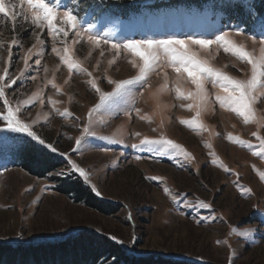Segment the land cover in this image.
Segmentation results:
<instances>
[{"label": "rangeland", "instance_id": "rangeland-1", "mask_svg": "<svg viewBox=\"0 0 264 264\" xmlns=\"http://www.w3.org/2000/svg\"><path fill=\"white\" fill-rule=\"evenodd\" d=\"M103 1L61 0L60 12L72 9L78 13L83 29L91 25L93 34L103 37L107 33L110 43L122 44L128 39H163L170 35L211 38L220 28L246 29L221 9L227 1L248 5L252 0H206L197 6L180 1L157 8L150 6L152 0H143L131 1L125 9ZM14 2L19 3V0ZM26 9L24 4L14 11L21 13ZM260 20L256 19L251 28L246 29L256 26L258 38ZM34 33L40 35L42 44L37 43ZM252 34L249 31V35ZM14 38L21 46H13V55L9 57L8 45ZM61 39L63 37L54 42L46 29H36L30 19L25 21L18 16L13 22L0 14V40L4 41V47L0 48L3 58L0 59V75L7 68L15 78L24 70L15 85L5 88V98L13 108L33 92L44 98L43 104L35 102L22 109L20 118L31 124L32 130L45 141L41 145L26 133L11 132L0 121V241L27 245L92 233L117 242L136 256H163L200 264H264V181L258 175L264 171V157L252 154L259 144L252 134L259 131L264 136V127L245 125L235 113L221 108L215 102L218 89L211 84L207 85L211 102L200 117L207 130L197 131L181 124V119H192L195 110L180 107L181 103L189 101L176 98L175 74L167 67L165 71L172 91L158 95L163 76L152 75L151 87L133 86L128 97L93 113L89 122L88 112L99 97L88 83L90 77L84 73L70 74L52 52L54 44L57 48L63 46ZM74 39L70 32L67 43L73 48L74 56L92 72L104 91L112 88L107 77L127 79L136 75V70L128 63L132 59L130 53L121 52L109 66L108 61L114 56L110 45L102 43L100 48L92 49L89 56L91 46L86 37L73 44ZM236 39L244 41L249 50L255 48L258 54V44L253 45L243 36ZM33 44L36 48L25 69L22 57ZM201 55L238 79H247L250 75L249 65L222 49L217 51L213 47L210 54ZM37 58L41 59V65L34 63ZM44 67L48 68L47 73ZM53 79L62 94L51 87L49 81ZM6 82L7 77L0 83ZM181 87L187 90L192 86L181 82ZM49 97L59 101L55 109L62 112L67 108L71 116L64 117L55 111L48 102ZM134 107L140 109L139 115L132 111ZM126 111L131 112V116L124 115ZM257 112L264 117V103L257 105ZM0 113H6V108L0 107ZM34 120L37 122L33 124ZM85 126L91 135L84 133ZM137 132L141 133L140 137L135 135ZM161 133L180 144L192 158L159 157L131 147L143 136L156 138ZM229 133L249 141L254 147L249 149L229 141ZM81 137L77 145L76 139ZM103 137L120 142L112 143ZM30 142L52 152L60 160V167L43 177L22 169L17 152L24 143ZM47 144L57 151H51ZM214 158L230 171L225 172L219 163L214 164ZM73 163L88 173L87 180L73 170ZM75 175L99 200L110 204L114 212H103L76 202L57 189L61 180ZM153 176L160 179H150ZM165 187L170 189V194L164 192ZM199 201L211 207L193 206Z\"/></svg>", "mask_w": 264, "mask_h": 264}, {"label": "snow or ice", "instance_id": "snow-or-ice-1", "mask_svg": "<svg viewBox=\"0 0 264 264\" xmlns=\"http://www.w3.org/2000/svg\"><path fill=\"white\" fill-rule=\"evenodd\" d=\"M27 5V9L24 12L17 13L14 11L18 7ZM61 0H19V3L14 0H0V14L3 17L11 19L13 22L17 20L18 16H22L25 21L30 19V22L36 29L41 31L47 30L51 34L53 41L63 37L60 43L63 45L61 48H57L55 44L52 47V52L59 58L61 64L65 65L69 70V73H84L90 77L88 83L90 87L98 95L99 100L88 112L89 122H91L93 113L99 112L102 109H107L110 105L117 104L118 101L128 97L132 91L133 86H139L141 88L147 86L151 87L149 80L152 75H162L163 83L157 89V94H163L166 91H172L169 87V75L165 71V68H171L175 74L174 91L176 98L181 101H189V103H181V108H187L189 110H195V116L192 119H181L180 123L188 126L190 129L197 131H206L205 125L202 123L200 117L203 112L207 111L210 101V93L207 85L211 86L218 91L215 94V102L219 106L227 111L235 113L240 117L245 125L255 124L257 128L264 127V117L258 116L257 105L264 103V19H261L258 27L253 26L251 30L243 28H231L224 30V28L217 29L216 34H213L211 38L196 37L192 35L185 36L183 38L177 36H167L163 39H128L122 44L110 43L107 33L101 37L98 34L91 32L92 26L89 25L87 29H83L80 24L78 13H74L72 9H67L60 12ZM249 31L253 34L249 35ZM73 33L75 39L73 44L84 41L91 46L89 56H91V50L101 47V44L110 45V48L114 50V56L108 61V65L111 66L116 62V58L120 56L121 52L130 53L132 59L128 60L131 67L136 70V75L127 79H113L107 77V83L112 86L111 91H104L97 83V79L92 76V72L88 71L83 66L82 61L74 56L73 48L67 43L69 33ZM36 35L37 43L42 44L43 41L40 35ZM245 37V40H251L253 45H259V51L255 48L249 50L246 43L241 40H237L236 37ZM13 46H21L18 39H12L8 45L9 57L13 55ZM4 47V41L0 40V48ZM217 51L223 50L225 53H230L238 61L250 66V75L247 79H238L229 75L227 72L212 65L208 58H205L201 53H211L212 48ZM36 48V44L28 48L22 57L25 69L29 67V59L33 54V49ZM103 55V51H101ZM0 59H3L0 57ZM36 65H41V59H35ZM43 71L47 73L49 70L47 67L43 68ZM107 71V70H106ZM24 70H21L19 76L13 77L8 73V69H4V74L0 75V82H4L7 77L6 83H0V107L6 108V113H0V121L5 124L7 130L11 132L26 133L27 136L32 137L34 140H38L41 145L45 144V141L41 139L35 131L32 130V125L24 122L20 118L22 109H26L28 106L35 102L41 104L44 103V98L38 93L33 92L30 97L23 101H18L15 108L10 105V102L5 98V88L15 85L20 76H23ZM35 79V77H33ZM181 82L190 84L192 87L184 89L181 87ZM51 87L56 89L57 93H61L59 86L55 83V80L49 81ZM65 83H68L66 80ZM71 100V97L69 98ZM48 102L54 107L61 116L68 117L71 113L67 108L62 112L59 109H55V105L59 101L48 98ZM137 115L140 113L139 108H133ZM126 116H131V112L126 111ZM140 119L145 117L140 116ZM33 121L32 123H36ZM155 131V129H153ZM84 133L92 134L89 131L88 126H85ZM83 135V134H82ZM137 137L141 136V133H135ZM259 141L258 150L252 152L253 155L258 157H264V136L259 134V131L252 134ZM228 140L236 143L240 146L252 149L254 146L246 140L228 134ZM81 138L76 139V144L80 145ZM102 139H110L109 137H103ZM112 143H119L115 139H110ZM51 151L56 152L57 149L51 145H46ZM206 147H211L210 144H206ZM133 148H141L149 152L155 153L159 157L164 156H182L185 160L191 159V154L187 152L180 144L167 138L163 133L159 137L152 138L143 136L138 144L131 145ZM106 151V149H104ZM65 155V153H61ZM214 156V154H213ZM140 157H137L139 159ZM214 164L219 163L225 172H229L230 169L222 162L218 161V158H214L212 161ZM73 170L79 172L81 176L88 179V173L83 168L73 163ZM63 174V173H61ZM260 180L264 181V171L258 172ZM150 179L158 180L159 177H150ZM238 187L243 188L242 185ZM95 190V189H93ZM247 192H251L250 189H246ZM165 193L170 194V189L165 187ZM99 195V192H97ZM173 202L176 203L175 196L172 197ZM186 199V197H185ZM190 206V205H185ZM201 208H209L211 205L199 201L197 205ZM236 232V229L232 230ZM239 235H245V233H239ZM113 239H116L113 237Z\"/></svg>", "mask_w": 264, "mask_h": 264}, {"label": "trees", "instance_id": "trees-1", "mask_svg": "<svg viewBox=\"0 0 264 264\" xmlns=\"http://www.w3.org/2000/svg\"><path fill=\"white\" fill-rule=\"evenodd\" d=\"M131 1L138 3L143 0H104L103 2L125 9L130 6L128 4ZM180 1L197 6L206 0H152L150 6L163 7L168 3H179ZM221 12L232 17L235 23L250 29L256 19L264 18V0H252L248 5L227 1L223 4ZM17 161L22 169L37 177L45 176L47 172L55 170L61 164L52 152L34 142L24 143L19 148ZM57 189L69 195L76 202H82L103 212H114L110 204L99 200L76 175L73 178L68 177L61 180ZM75 246L79 248L74 250ZM102 262L105 264H200L163 256L132 255L117 242L92 233L88 235L81 233L52 242L27 245L0 241V264H102Z\"/></svg>", "mask_w": 264, "mask_h": 264}]
</instances>
